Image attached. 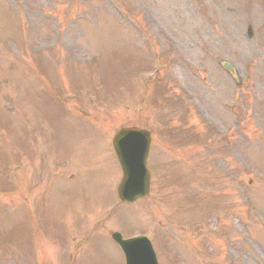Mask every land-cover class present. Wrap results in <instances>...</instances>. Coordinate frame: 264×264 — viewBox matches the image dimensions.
Instances as JSON below:
<instances>
[{
  "label": "rangeland",
  "instance_id": "rangeland-1",
  "mask_svg": "<svg viewBox=\"0 0 264 264\" xmlns=\"http://www.w3.org/2000/svg\"><path fill=\"white\" fill-rule=\"evenodd\" d=\"M135 124L154 180L129 207ZM0 150V264H124L116 231L159 264H264V0H0Z\"/></svg>",
  "mask_w": 264,
  "mask_h": 264
},
{
  "label": "water",
  "instance_id": "water-1",
  "mask_svg": "<svg viewBox=\"0 0 264 264\" xmlns=\"http://www.w3.org/2000/svg\"><path fill=\"white\" fill-rule=\"evenodd\" d=\"M149 145V134L136 129H124L114 139L115 150L125 171L122 191L123 187L125 191L132 190L129 199L134 198L131 200L146 196L149 192V175L146 170ZM130 260L133 263L134 257Z\"/></svg>",
  "mask_w": 264,
  "mask_h": 264
}]
</instances>
